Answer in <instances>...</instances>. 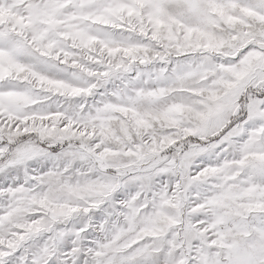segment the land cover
<instances>
[{
  "label": "snow or ice",
  "instance_id": "obj_1",
  "mask_svg": "<svg viewBox=\"0 0 264 264\" xmlns=\"http://www.w3.org/2000/svg\"><path fill=\"white\" fill-rule=\"evenodd\" d=\"M0 264H264V0H0Z\"/></svg>",
  "mask_w": 264,
  "mask_h": 264
}]
</instances>
